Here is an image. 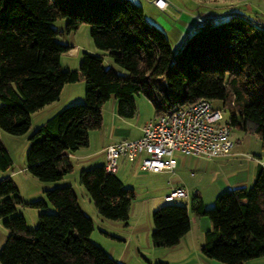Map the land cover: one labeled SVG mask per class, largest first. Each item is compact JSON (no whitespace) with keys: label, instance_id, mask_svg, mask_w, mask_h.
Wrapping results in <instances>:
<instances>
[{"label":"trees","instance_id":"16d2710c","mask_svg":"<svg viewBox=\"0 0 264 264\" xmlns=\"http://www.w3.org/2000/svg\"><path fill=\"white\" fill-rule=\"evenodd\" d=\"M57 18H66V32L87 23L94 46L108 52L122 72L105 66L101 53L86 50L77 68L62 69L60 56L71 46L55 39L62 31L50 23ZM202 18L174 51L133 0H0V129L26 133L33 112L57 100L64 84L84 79L82 103L65 105L28 134L25 169L41 181L70 172L67 152L88 144L89 131L100 128L101 107L111 95L123 117L135 114L133 95L138 93L152 102L154 115L159 105L218 100L229 112L230 126L257 133L264 151V26L240 12ZM262 158L250 185L219 192L212 207L205 208L201 196L193 195L192 212L210 221L200 246L204 256L224 264L264 256ZM11 163L0 141V170ZM78 181L101 217L128 219L134 190L115 172L98 164L80 169ZM43 195L27 203L42 210L36 226L28 228L15 213L22 199L14 181L0 177V220L8 233L0 264H123L90 240L92 219L70 184L44 189ZM151 218L153 246H172L190 229L185 205L163 203Z\"/></svg>","mask_w":264,"mask_h":264},{"label":"rangeland","instance_id":"374dc122","mask_svg":"<svg viewBox=\"0 0 264 264\" xmlns=\"http://www.w3.org/2000/svg\"><path fill=\"white\" fill-rule=\"evenodd\" d=\"M168 6L164 9H157L153 4V0H136L135 3L140 4L143 9L145 19L157 28L162 30L168 37L171 48L176 51L179 45L184 41L189 29L191 30L195 25L196 16L201 14L206 17L217 18L224 16L226 13L240 12L249 17L252 21L264 26V0H167ZM192 13L193 19L183 17L185 14ZM184 14V15H182ZM66 18H57L50 23L54 29L61 30L55 39L61 42L68 41V43L76 45L79 44L80 50L77 55H72L70 50L63 52L60 56V66L62 69L77 68L79 64L80 54L82 50L90 51L88 47L94 51L102 53L103 64L107 66V62L118 68L112 61L108 52L97 49L89 34V25L81 23L76 30L66 32L64 23ZM192 21V22H191ZM182 41V42H181ZM163 78L156 80V84L160 87L163 84ZM81 93V99L77 100L78 94ZM73 103H82L84 101V79L78 78L73 82L72 91ZM66 90L62 91L61 95L51 105L36 110L30 115L31 126L24 134H11L0 129V141L8 151L12 163L6 170H0V177L9 176L14 181L18 195L22 199L21 203L15 204V213L21 214L26 222L28 228H34L37 224V215L41 209L30 207L28 202L43 198V190L51 189L56 186L70 184L79 199V204L83 212L88 215L93 222V229L90 234V240L103 248L111 257L116 258L121 249V241L119 243L118 237L131 236L136 238L132 228L140 229V233L152 227V210L163 203H177L185 205L188 209L189 215L192 214L190 201L196 193L201 196L205 208H210L214 205L215 196L219 192L227 190L223 188V180L238 176L245 170L247 162L258 161V157L264 156V151L261 147L260 139L257 133L246 131L237 125L230 126V137L233 141L231 151H235V155L228 160H216V158L195 157L175 152L177 166L175 170L180 177H176L171 172L152 173L135 168H131L130 161L127 167L124 165L118 170L123 185L134 190V197L131 200L128 219L111 220L98 215L93 203L89 199L84 187L78 181V174L80 168L73 165V168L62 179L54 181H41L25 169V153L28 147V134L39 123L43 122L50 115L61 109L65 105L68 98ZM113 96V95H111ZM136 104V112L131 118H126L132 127L140 120L149 118L154 114V106L152 102L142 93L134 94ZM63 103H68L64 104ZM213 105L220 107L221 102L218 100L212 101ZM111 99L104 102L105 117L108 124V112L110 111ZM224 117L229 118L228 110L224 111ZM40 121V122H39ZM104 124V125H107ZM106 127L102 124V129ZM101 129V128H100ZM95 129L94 132H96ZM123 157V156H121ZM125 158V157H124ZM252 158V159H251ZM120 160V158H119ZM136 165V164H134ZM126 167V168H125ZM62 180V181H61ZM178 181V182H177ZM183 185L187 189L186 197H176L172 200H165L163 197L171 189V185ZM252 182H249V185ZM176 187V186H175ZM170 189V190H169ZM169 190L168 192H166ZM202 216L204 220H209L206 215ZM204 224V223H203ZM202 221L199 219L195 223L193 233L190 238L195 244V250L200 253V246L204 240V232L202 230ZM198 225V226H197ZM106 229L109 233L106 235L100 230ZM146 233V232H145ZM7 230L2 225L0 220V248L3 245ZM151 234V232H150ZM135 235V236H134ZM131 237V239H132ZM124 249V254L119 257L123 264H146L147 261L154 262L156 260H169L171 264H179L181 260V252L178 250L181 247H159L153 246L150 235L148 241L143 237L140 244L131 243ZM115 246V247H113ZM194 249V248H193ZM155 250V251H153ZM162 250V251H160ZM191 255V252L188 253ZM158 255V256H154ZM119 261V260H118ZM128 261V262H127Z\"/></svg>","mask_w":264,"mask_h":264},{"label":"built area","instance_id":"2783aa9c","mask_svg":"<svg viewBox=\"0 0 264 264\" xmlns=\"http://www.w3.org/2000/svg\"><path fill=\"white\" fill-rule=\"evenodd\" d=\"M153 3L160 9L169 4L167 0H153ZM203 21L198 16L195 24ZM224 111V107H215L207 98L172 107L159 105L158 113L142 124L139 137L119 139L105 146L104 168L115 172L123 156L138 160L144 170L172 171L176 164L175 152L206 158L229 154L233 141ZM258 162L263 164V158L259 157ZM187 194L186 188L175 187L164 199L186 197Z\"/></svg>","mask_w":264,"mask_h":264},{"label":"crops","instance_id":"0c3cea01","mask_svg":"<svg viewBox=\"0 0 264 264\" xmlns=\"http://www.w3.org/2000/svg\"><path fill=\"white\" fill-rule=\"evenodd\" d=\"M133 1L136 2V0H133ZM156 8L160 9L158 7H156ZM182 15H184V14H182ZM198 16H202V15L198 14L196 17H198ZM183 17H185L187 19H190V20L193 19L192 13H189L187 15L185 14ZM190 31L191 30L189 29V32ZM189 32H188V34H189ZM65 43H67V44H69L71 46V48L69 50L72 52V55H77L78 54V52L80 50V47H79L80 45L79 44L73 45V44L68 43V41H65ZM88 49L90 50V52L100 53L98 51H94L90 47H88ZM107 66H113L116 69V71L122 72V70H120L119 68L115 67L112 64V62L109 63V61H108L107 62ZM64 90H66V94L68 93V95H69L68 98L66 99V102L72 103L73 102V99H72V96H73L72 95L73 82L64 84L62 89H61L60 95H61L62 91H64ZM77 98H78L77 100L81 99V93H80V95L78 94ZM109 99H111V104L109 105L110 106V111L108 112V115H107L108 116V124H107V120H106L105 113H104L106 108H105V106H103V104H104L103 103L102 107H101V114H102V123H101V126H100L101 129L98 128L99 130H96V132H94V130H90L89 131L88 144L87 145L79 147L75 151L67 152V156L69 157V159L71 160V163H72V168H73V165L78 166L77 169H79V168L82 169V168L92 167V166L98 165V164H104V162H105V146L108 143L113 142V141H117L119 139H126V138L127 139H132V138L139 137L141 135V126H142V124L146 120H148V119H150V118H152L154 116V114H153L149 118H145L144 120H140L136 125H134L132 127L130 122L126 119V118H131V117H123V116H121V115H119L117 113V107H116L117 104H116L115 97L114 96H110ZM53 102L54 101H52V102H50V103H48L46 105H51ZM68 103H63V105L64 104H68ZM46 105H44L43 107H45ZM102 124L106 128L102 129ZM104 124H107V125H104ZM233 155H235V151H230L229 154H226V155H223V156H217L215 158H216V160H228ZM130 161L135 162V163H132L130 165L131 168H135L136 166H138V168L137 167L136 168L139 169V170L152 172V173H160V172H153V171L142 169L140 167V165H139V161L138 160H128L127 158L120 157V160L118 161L117 170L115 171L116 175L120 179H121V177L117 173L118 170H120L121 167H123L124 165L127 167L128 163ZM134 164H136V165H134ZM176 166H177V161H176V164H175V166H174L172 171H164V172H171L172 174L175 175V178L176 177H180L179 173H177V171L175 170ZM258 166H259V162L257 160H254V162H250V160H249V162H247L245 170L242 171L241 174L238 175V176L234 175V177H231L229 179L223 180L222 187L226 188V189H230V188H233V187L239 186V185L248 186L249 182H253V180L255 178V175H256V172L258 170ZM161 172H163V171H161ZM121 181H122V179H121ZM175 186L176 187H183V185H181V184H177L176 185V183H175ZM175 186L171 185L170 189L175 188ZM169 190H167L166 192H168ZM77 199H78V197H77ZM78 203H79V199H78ZM189 216H190V229L180 238L178 243H176V244H174L172 246H166V247H173V248L174 247H178V248L181 247L178 250V252L182 253L181 260H180L179 264H224V263H222L220 261L208 258V257L204 256L201 252L199 253L198 250H195V244L193 243L192 239L190 238V234L193 233V229L195 227V223L197 221H199V219H201L202 224L204 223L202 225V230H203V232H205V230L210 228V221L208 219L204 220L205 218H202V216L198 217L193 212ZM105 230L106 229H101L100 231L102 233H105L106 235H109V233H107ZM132 230H133L132 232L136 234V238H134L132 236H131L132 239H131V237L130 238H128V237H124V238L118 237L119 243L121 241V249L122 250L119 251L117 257L115 258L116 260L120 261L119 257H121L122 254H124V250H125L124 248L129 245L128 242H130L131 240L135 239L134 240L135 243H131L134 246H135V244L139 245L141 243L140 241L143 240V237H146V241H148L150 232L152 231V227L150 228V227L147 226V229L144 231V234H143V231L140 233L141 230L138 229V228L137 229L132 228ZM113 247H115V246H113ZM159 247H162V246H159ZM153 251H155V250H153ZM160 251H162V250H160ZM190 252H191V255L188 254ZM154 256H158V255H154ZM167 261L169 262V260H167ZM127 264H129V263H127ZM244 264H264V256L257 257V258H252V259L247 260L246 262H244Z\"/></svg>","mask_w":264,"mask_h":264}]
</instances>
